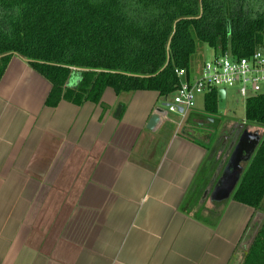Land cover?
<instances>
[{"label": "crops", "instance_id": "crops-1", "mask_svg": "<svg viewBox=\"0 0 264 264\" xmlns=\"http://www.w3.org/2000/svg\"><path fill=\"white\" fill-rule=\"evenodd\" d=\"M50 88L18 55L0 79V264H242L264 200L231 195L253 150L203 95L148 128L156 91L49 107Z\"/></svg>", "mask_w": 264, "mask_h": 264}, {"label": "trees", "instance_id": "trees-1", "mask_svg": "<svg viewBox=\"0 0 264 264\" xmlns=\"http://www.w3.org/2000/svg\"><path fill=\"white\" fill-rule=\"evenodd\" d=\"M198 42L251 55L264 45V0H0V79L13 55L26 59L51 85L49 107L100 102L106 88L169 96L179 87L177 70L189 80ZM203 101L205 114L218 120L217 91ZM245 121L263 131L231 196L259 209L264 93L246 98ZM242 264H264V216Z\"/></svg>", "mask_w": 264, "mask_h": 264}, {"label": "built area", "instance_id": "built-area-1", "mask_svg": "<svg viewBox=\"0 0 264 264\" xmlns=\"http://www.w3.org/2000/svg\"><path fill=\"white\" fill-rule=\"evenodd\" d=\"M176 73L180 80L179 87L172 93V100L165 96V103L160 107L164 112L157 113L159 122L168 119L170 113L184 117L194 107L198 95L214 89L232 87L244 98L261 93L264 84V45L243 57H233L229 52L214 53L210 60L202 63L199 74L191 80L187 79L184 69Z\"/></svg>", "mask_w": 264, "mask_h": 264}, {"label": "rangeland", "instance_id": "rangeland-1", "mask_svg": "<svg viewBox=\"0 0 264 264\" xmlns=\"http://www.w3.org/2000/svg\"><path fill=\"white\" fill-rule=\"evenodd\" d=\"M219 54L220 52H215L212 48L207 46L206 44L202 42L197 43V48L195 53L192 56V62H193V68L194 71L191 69L190 72L193 71V73H196L197 75L200 72V68L203 62L210 60L213 56V54ZM198 72V73H197ZM196 75V76H197ZM226 93V107L225 108H218L217 117H219L221 123L227 122L226 128L229 132L233 134V138H236L237 140L234 142H231L230 145L231 148H234L239 142L240 138V130L239 127L242 128V134L248 133L252 136H258L262 131L263 127L249 123L245 121V100L246 98L240 96L238 92L232 88V87H226L225 90ZM261 93H264V84H262L261 87ZM173 95L170 94L168 96V100H172ZM202 100V95H198L195 99V101L199 102ZM179 115L176 113H170V117L177 118ZM222 131V130H221ZM251 135H248V138H242V149L250 146V142L247 140L251 139ZM238 146V145H237Z\"/></svg>", "mask_w": 264, "mask_h": 264}, {"label": "water", "instance_id": "water-1", "mask_svg": "<svg viewBox=\"0 0 264 264\" xmlns=\"http://www.w3.org/2000/svg\"><path fill=\"white\" fill-rule=\"evenodd\" d=\"M168 49V47H167ZM166 65V64H165ZM225 101H226V93H225V90L222 89V88H219L217 89V106L218 108L222 109L225 107ZM120 107L117 109V112L116 114H118V111H119ZM181 110V109H180ZM163 109L162 108H158L156 110V112L150 117L149 121H148V124H147V127L148 128H153L158 122H159V116L157 115V113H163ZM248 135H251V134H246V133H243L240 137V140H239V143L235 146V151L236 150H240L241 148V145H242V138H248ZM252 136V135H251ZM253 140L249 139L247 140V142L249 141L250 143V146L252 147L251 150H253L254 146L257 144L258 140H259V136H252L251 137ZM235 153V152H234Z\"/></svg>", "mask_w": 264, "mask_h": 264}]
</instances>
